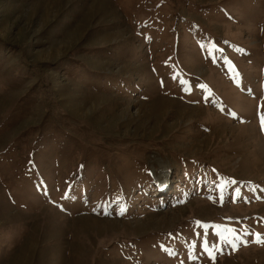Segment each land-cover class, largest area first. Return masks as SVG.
Returning a JSON list of instances; mask_svg holds the SVG:
<instances>
[{
    "label": "rangeland",
    "instance_id": "obj_1",
    "mask_svg": "<svg viewBox=\"0 0 264 264\" xmlns=\"http://www.w3.org/2000/svg\"><path fill=\"white\" fill-rule=\"evenodd\" d=\"M261 117L264 0H0V264H264Z\"/></svg>",
    "mask_w": 264,
    "mask_h": 264
},
{
    "label": "trees",
    "instance_id": "obj_2",
    "mask_svg": "<svg viewBox=\"0 0 264 264\" xmlns=\"http://www.w3.org/2000/svg\"><path fill=\"white\" fill-rule=\"evenodd\" d=\"M237 83H238V85L241 86V87H243V86H244V87L249 86V83H246L245 81H243V80H241V79H239V80L237 81ZM197 87L200 88V90H203V89H204L207 93H209V92L207 91V86H206L205 83L202 84V85L197 84ZM187 93H188V95H190V96H194V94H195V92H193L192 90L187 91ZM230 116H231L232 118H234V117L236 116V113L230 112ZM186 172H188V171L186 170ZM80 204H81V203H80ZM82 204L87 205V202H82ZM80 207H81V205H80ZM85 207H86V206H85ZM85 207H81V208L83 209V208H85Z\"/></svg>",
    "mask_w": 264,
    "mask_h": 264
},
{
    "label": "snow or ice",
    "instance_id": "obj_3",
    "mask_svg": "<svg viewBox=\"0 0 264 264\" xmlns=\"http://www.w3.org/2000/svg\"><path fill=\"white\" fill-rule=\"evenodd\" d=\"M261 127H262V130H264V117H261ZM256 242L257 243H264V239H261V237L259 235L256 236ZM233 248L235 249L236 248V245L233 244Z\"/></svg>",
    "mask_w": 264,
    "mask_h": 264
},
{
    "label": "bare ground",
    "instance_id": "obj_4",
    "mask_svg": "<svg viewBox=\"0 0 264 264\" xmlns=\"http://www.w3.org/2000/svg\"><path fill=\"white\" fill-rule=\"evenodd\" d=\"M85 196H86V195H85ZM85 206H86L85 204H82V203H81V207H85Z\"/></svg>",
    "mask_w": 264,
    "mask_h": 264
}]
</instances>
